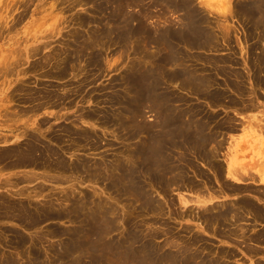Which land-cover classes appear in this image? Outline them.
<instances>
[{"label":"rangeland","instance_id":"1","mask_svg":"<svg viewBox=\"0 0 264 264\" xmlns=\"http://www.w3.org/2000/svg\"><path fill=\"white\" fill-rule=\"evenodd\" d=\"M187 1L191 3L185 7L186 13L204 14L202 28L211 31L213 38L203 48L193 50L177 43L174 56L181 53L183 57L179 59L187 63L178 60L177 68L197 77L210 74V88L228 95L225 101L224 97L209 101L192 90L193 95L187 86L184 87L188 91L183 90L181 83L180 89L174 81L155 87L156 90L166 87L163 98L170 101L168 107H161L168 104L167 99L157 98L153 93L141 107H131L135 101L131 99L130 83L137 65L147 66L150 72L157 64L150 60L160 54L155 39L151 42L154 31L169 25L175 28L181 23L182 12L171 11L157 0H0V154H3L0 158L5 155V159H0V204H26L32 212L38 208L43 217L34 227L27 226L14 218H5L2 213L5 210L0 206V258L12 256L18 264H27L35 252L38 264H128L123 263L126 253L119 244L129 234L128 230L135 229L139 233L140 258H149L147 252L152 247L162 257L180 255L183 245H187L199 257L205 247L210 254L230 248L236 252L235 257L229 258L233 264L256 263V258L249 257L238 244L217 238L205 226L204 219L199 218L206 205L232 202L236 198L233 195L236 192L218 196L215 191L217 186L220 189V183L230 186L237 183L227 175L232 160L245 173L259 174V170H264V91L258 88L251 94L249 78L251 61H256L257 54L264 58V24L258 28L247 17L237 14V19L229 15L235 3L250 0ZM170 70L171 65L167 71ZM235 75L244 79L245 92L241 95L229 87L228 81L233 82ZM28 91L37 94L35 102L25 100ZM42 95H50L52 99ZM232 98L234 103L229 102ZM39 103L42 107H35ZM162 119L167 120L170 134L172 124L182 119L184 124L200 128L209 142L199 144L197 153L184 149L190 162L185 163L184 180L177 174L178 164L184 161L176 158L166 163L164 189L159 178L154 180L148 175L150 169L151 174H157L159 168L140 155L138 164L144 170L139 173L138 200L133 199L113 174L119 164H127L126 170L132 167L131 155L143 150L149 135L155 134L156 140L161 141L163 132L157 122L163 123ZM32 134L40 139L41 148L42 142L50 144L64 165L59 166V159L50 158L34 168L35 165H15V158L6 157V151L24 145ZM172 140L166 138L170 145ZM155 144L157 149L161 147V143ZM174 151L171 152L176 157ZM199 189L202 191L198 192ZM205 193L212 194L211 198L202 197ZM207 200L208 204L202 203ZM102 212L103 223L113 220V228L105 233ZM20 234L24 241L16 244ZM65 241L66 248L61 252ZM67 247L76 250L71 257L65 255Z\"/></svg>","mask_w":264,"mask_h":264},{"label":"bare ground","instance_id":"2","mask_svg":"<svg viewBox=\"0 0 264 264\" xmlns=\"http://www.w3.org/2000/svg\"><path fill=\"white\" fill-rule=\"evenodd\" d=\"M157 1H159V3H162L165 6H167L168 9H171V11H180V12H182V18H181V21H180L181 23H180V25L178 27L176 26L175 28H172L169 25V26H167V28H164L163 30H162V28H160V30H155L154 31L155 35H154L153 39L151 40V42L153 43L154 39H155V44L158 46V49H157L158 51L157 52L160 53V54L159 55L156 54L157 56L153 57V59H150V60L156 61L157 64H156V66H154V68H152L153 71L151 70L150 72H149V70L147 72V69H146L147 66H143V65L139 64V65H137V68H136L137 72H136L135 76H133V79L131 80L132 77H130V78L128 77L131 80V83H130L131 90H132L131 99H133L135 101V102H133V105L131 107H141V105L146 100H149L153 96L152 93L156 94L157 98H160V99L163 98V97H166L165 91H164L166 87L165 88L162 87L161 89H163V90H156L155 87H159V84L162 86L166 82L172 83L174 81H176V82L179 81L178 83L175 82V84L177 85L176 87H178V85L179 84L181 85V83H182L183 87L187 86L188 89L191 90L189 92L192 93L194 91L195 94L197 93V94H202L203 96L205 95L206 98H204V99H206V100L210 101V100L218 99L220 101V99H219L220 97H224V98H222L224 100L225 97H227L228 95H226L222 91L221 92L213 91L210 88L211 87L210 85H211V82H212V80H211L212 76H210V74L209 75L207 74L209 77H207V76H204V77H199L198 76L197 77L196 75H193L191 72H189L191 74H185L183 71L181 72V71H179V68H177L178 66H180V65L177 64L178 60H180L179 58L183 57V55H181V53H180L178 56H174V53H175V49L174 48H175V45L177 43H183V47H185V48L189 47L188 49H190V50L192 49L193 50V49H196L195 47L203 48L205 45H207V44H209V42H211V40L213 38V34H211V31L208 32L207 30L202 28V24L204 23V14H197L200 11L199 12L198 11L197 12L196 11H191V13L187 14L185 7H187L191 3L190 1H187V0H184L185 2L183 0H181V1L180 0H157ZM228 1H230V0H228ZM132 2L133 1H130V3H132ZM229 3H231V2H229ZM156 4H158V3L156 2ZM120 5H121V1H119L118 6H120ZM263 5H264V0H250V1H247L245 3H240L239 5L235 3L233 9H231V7H229V10L231 9L230 11H232L231 13H229V15L231 14L233 17H236L237 14H238V16L241 15L244 18L247 17L249 22H252L256 27L259 28L262 25V23L264 24V22H263L264 21V8H263L264 6ZM191 7H192V9H195L194 8L195 6H191ZM262 8H263V10H262ZM229 10H228V12H230ZM216 23H217V21H216ZM218 23H219V21H218ZM253 28L256 29L255 27H253ZM143 32H144L143 34L146 35V30H143ZM213 32H214V30H213ZM129 34H130V32H129ZM129 34L127 36H130ZM143 34H142V36H143ZM132 35H133V32L131 31V36ZM218 35L219 34H217V36ZM226 35H228V34H225L223 36L227 37ZM255 40H257V39H255ZM257 41H259V40H257ZM144 43H145V41H144ZM217 43H219V41ZM214 44H216V41H214ZM212 45H213V41H212ZM219 45L221 46L220 43H219ZM146 46L147 45L145 43L144 44V48H146ZM157 46H155V47H157ZM215 46H217V44ZM205 48H207V47H205ZM216 49H217V47H216ZM186 53H188V51ZM199 54H202V53L200 52ZM248 54H249V52H248ZM144 55H146V54H144ZM188 55H190V54L188 53ZM193 55L194 54H192L191 58L193 57ZM203 55H204V53H203ZM201 57H198V58L200 59ZM203 57L206 58L205 56H203ZM187 58L189 59V57H187ZM194 58H195V56H194ZM201 59H203V58H201ZM253 60L251 61L252 64H251V67H250V69L252 71V74H249V78H250V80H252V88L250 90L251 94H253L255 92V89H258V88L261 91L262 90L264 91V58H262V56H259L257 54V56L255 57L256 61L253 62ZM180 61H183L184 65L187 64V63H184V62H186L184 60H180ZM196 61H199V60H196ZM209 62H210V58H209ZM233 62L234 61H231V63H233ZM147 63H151V62L149 61ZM142 64H144V63H142ZM151 64H153V63H151ZM170 65H171V70H170V72H168L167 69L169 68ZM167 73H170V74H167ZM232 74H234V73L232 72ZM224 75H226V74H224ZM167 76H169V77H167ZM234 77H236V79L235 78L233 79V77H232L233 82L232 81L231 82L228 81L231 85H233L232 87H231V85L229 87L231 89H233V92H235L237 95H241L243 92H245L244 79L241 76H236L235 75ZM129 81H128V83H129ZM216 83H217V81H216ZM229 83H227V84L229 85ZM213 85L215 86L216 84L214 83ZM126 87H127V85H126ZM180 87H178V88H180ZM183 87H182L183 90L186 89V91H188L186 87H184V88ZM215 88H218V87H215ZM29 91L27 92V94H29V95H28V97H26L25 100L28 101V102L29 101L35 102L36 99H38L37 94L38 95L40 94V92H38L39 90L38 91L36 90L38 92L37 94H35L36 96H34L33 94H30ZM49 91H51V90H49ZM194 92H193V95H194ZM41 93H43V92L41 91ZM247 93H248V91H247ZM42 97L49 98L50 95H47V96L46 95H42ZM197 97H198V95H197ZM52 98H54V96ZM199 98L203 99V97H199ZM207 98H210V99H207ZM163 99H167V98H163ZM167 101H168V99H167ZM52 102H53V100H52ZM124 102L125 101H123V103ZM169 102L170 101H168V104H163L161 107H168ZM229 102L234 103L235 101L232 98L231 100H229ZM212 103L214 105L216 102L214 101ZM218 104H220V102ZM221 104H222V102H221ZM235 105H237V103H235ZM40 106H41V103H39V105H37V104L35 105V107H37V108L40 107ZM151 107H154V105L151 104ZM255 107H256V105H255ZM35 110H37V109H35ZM32 111H33V109H32ZM134 111L135 110L133 109L132 112H134ZM24 112H26V111H24ZM132 118H134V115L132 116ZM162 120L164 121V119H162ZM177 120H179V119H177ZM166 121H164L165 123L164 122L162 123L161 120L159 122H157L158 125L161 127V130L163 132L160 135V137H161L160 140L161 141H157L156 140V138H155L156 135L155 134L149 135V139L147 141H145L144 144H143V150L140 153L136 152V155H133V156L131 155L130 162L133 163L132 167L129 168L128 170H126L127 164H124V165L119 164L118 167H117V171L115 172V174H113V175H116V178L119 179V183L120 184H121V182H123L124 186L122 184H121V186H122V188H124L123 189L124 192L128 191L126 194H129V196H132L133 199L136 198V200H138L137 195H136V189L138 190L140 188V185H139V182H140L139 177H140V175H139V173L142 174V170H144V168H140V166L138 164V158L140 157V155H144L145 159L148 160V163L149 162L150 163L154 162L155 166L157 168H159L158 169L159 172L157 174L156 173L151 174V169H150L148 175L151 176V178H153L154 180L159 178L161 180V182H160L161 183L160 184L161 188L164 189L163 188V184L165 185V183H163V181H165L166 179H164V175L163 174L166 172V163L167 162H171V159H173V160L175 159L176 160V158L184 161V164H182L181 162L179 164L177 163L178 164V169H180V172L178 171L177 174L180 173V176H181L180 178H182L184 180L185 179V177H184V172H185L184 166H185V163L186 164L190 163L189 162V158L187 157V154H186V152L188 151L187 149L190 148V149H192V151L194 153L195 152L197 153V152H199V150H197L199 148L198 145L199 144L202 145L204 142L207 143V141H208L206 137H203L205 135L201 133L200 128L196 129L195 125L191 126V124H189V123H185L184 124L183 123L184 121L181 122L182 119L176 125L172 124V127H171L172 129L170 128L172 132L170 134V132L167 131V129H168L167 127L168 126L166 125ZM173 122L175 123L176 121L174 120ZM188 126H190V127H188ZM135 127H136V123H135ZM175 130H176V132H175ZM32 136L33 137L30 138L28 140V142H26L24 145L18 146L16 148L9 149V151H6V157L9 156L8 158H15L14 161H13V163L15 165H31V166L35 165L34 168L36 167V165H39V166L40 165H44L46 163V161H48L50 158L59 159L60 161H58L57 165H59V166H63L64 165L65 162L62 159H60L61 158L60 155H58V153H56V151L50 146V144L49 145H45L42 142L44 147L41 148V146L39 145L40 142H41L40 139L38 137L34 136L33 134H32ZM30 137H31V135H30ZM166 138H168V139L172 138L173 139L172 140L173 143H171L172 145H170V143H168L166 141ZM156 142L161 143L160 144L161 147L159 149L156 148V144H155ZM167 149L169 150V152H168V154L165 155V151H168ZM184 149H186L187 151L184 150ZM173 150L177 151V153H175L176 157H173L174 154L171 152ZM200 150H202V149H200ZM205 150L207 151V149H205ZM184 151H186V152H184ZM202 153L203 152H201L200 154H202ZM2 155L0 154V157ZM208 155H210V154H207V156ZM168 156H171L172 158H170ZM3 157H2V159H5ZM212 157H213V155H212ZM205 159L207 160L208 158H205ZM146 160H145V162H147ZM48 163H50V162H48ZM208 163H210V161ZM206 165H208V164H206ZM217 165L218 164H216V166ZM238 166L236 167V164H234L233 160H232V162H230V166H229V168L227 170V175H229V177H232V178H234L236 180L237 183L234 182L235 185L231 182L233 186L232 185L230 186L229 184H224L225 183L224 182V183H220L219 184L220 185V189H219V187L217 185H216L217 188H215V191L218 194V196H221V195L225 196L226 193H228V192L229 193L236 192V193L233 194V195L236 196V198L232 202H228V200H227L225 202L221 201V203L220 202H218V203L216 202V204H213V205L210 204V206L206 205L205 207H203V208H205V210L202 211V215H201V217L199 219H202V220L204 219L203 223H205V226H207V228L210 229V231H212V233L214 235H216L217 238L218 237H220L219 239H224V238L226 239L227 238V240L229 242H232L233 244H238V246L243 249V252L246 253L249 257L256 258L255 259L256 263H254V264H264V262L261 261V258H264V170H262V171L259 170V174H258V172L257 173L256 172L245 173L244 171H241L239 169L240 167L238 168ZM240 166H242V165H240ZM65 167H64V169H65ZM262 167L264 168V165ZM220 171H222V167H221ZM216 175H217V173H216ZM47 178H50V177H47ZM175 179H176V177H175ZM168 180H169V178H168ZM127 183H131L132 185L129 184L130 185L129 186ZM134 183L135 184L137 183V184L134 185ZM254 185H256V186H254ZM258 186H260V187H258ZM199 191H202V190L199 189L198 192ZM210 191H212V190H210ZM213 193H215V192H213ZM208 194L209 193H207V194L205 193V196L208 195ZM211 195L210 196H206V197H209L207 199H210ZM212 198H213V196H212ZM209 201L210 200L203 201L202 203L206 202L208 204ZM0 206H1V204H0ZM1 207H2V210H5V211H2L3 216H5V218H6V216H8L9 218L11 217V219L14 218L15 220L20 221V223L22 222V223H24L27 226H31V227L33 226L34 227V225H37V224L41 223L40 221L43 220L42 219L43 217L40 216L41 213L38 212L39 211L38 208L35 211L32 212L31 210L28 209V207H26V204L25 205H20V206H13V204L10 205V204H6V202L5 203L2 202V206ZM103 214H104V212H102V232L105 233L106 231H109V229L113 228V227H111V222L113 220H110L108 222V224L106 222L103 223V220L105 218V216ZM190 218H192V217H190ZM125 221H126V219H125ZM199 224H200V222H199ZM248 225L250 227H248ZM22 227H23V225H22ZM134 227L135 226H133L132 229ZM26 228H28V227H26ZM235 229H237V230H235ZM134 230L135 229H133V231L128 230L127 232L129 234L119 244V246L122 248V251L126 253V257L124 256L123 263L127 262L128 264H233L229 260V258L236 256V252L234 250H230V248H227V249L220 248L218 251L211 252V254H210L209 251H206V250H208V247H205V251L206 252L204 251L203 254L201 253L202 257H199L200 254L195 253V252H191L192 249H190L187 245L186 246L183 245L185 248L182 247V245H181V247L184 248V249L181 250V254L180 255L169 254L168 257H164V256L162 257L161 255H158L157 252L155 251V248L152 247L151 251H149V252L146 251L147 252V256H150L149 258H146V259L140 258L139 249L137 247V244L140 243V242H138V236H137L139 233L135 232ZM17 234H18V232H17ZM21 234L18 237L17 242H15L16 244L17 243L21 244L24 241L23 237H22L23 235L21 236ZM196 237H194V238H196ZM198 239H200L199 241H202V238L199 237ZM14 241L15 240H13V242ZM193 243H195V242H193ZM114 244H115V242H114ZM178 244H176V245H178ZM202 244H204V243H202ZM238 246H236V247H238ZM144 247H146V246L144 245ZM65 248H66V241L63 242L62 248L61 249L59 248V249L62 252ZM203 248H201V249H203ZM29 249H31V247ZM73 251H76V250H73L71 247H70V249L67 247L65 255L67 254L68 257H69L71 254H73L72 253ZM24 253L25 252H23V253L19 252V254H24ZM113 255H115V254H113ZM61 256H62V254L59 257L61 258ZM115 256H114V258H116ZM203 256H206V258H203ZM7 258H6V256H4L3 259L0 258V264H18L17 260H15L14 257L9 256ZM29 259H31V260L30 261L28 260L27 264H38L39 263L38 254L35 253V252H32L31 258H29ZM148 261L150 263H148ZM116 262H118V259L116 260ZM19 264H22V263H19ZM112 264H115V262L112 263ZM119 264H122V263H119Z\"/></svg>","mask_w":264,"mask_h":264},{"label":"crops","instance_id":"3","mask_svg":"<svg viewBox=\"0 0 264 264\" xmlns=\"http://www.w3.org/2000/svg\"><path fill=\"white\" fill-rule=\"evenodd\" d=\"M237 158V157H236ZM238 159V158H237ZM251 173V172H250ZM234 185H235V183H233ZM258 187H260V186H258ZM206 196H208V195H206ZM206 196H204V197H206ZM203 197V196H202ZM207 198H209V197H206L205 199H207ZM218 238H220V237H218Z\"/></svg>","mask_w":264,"mask_h":264}]
</instances>
